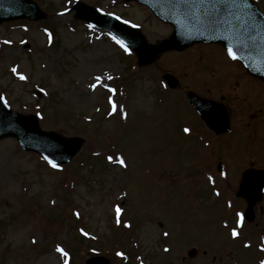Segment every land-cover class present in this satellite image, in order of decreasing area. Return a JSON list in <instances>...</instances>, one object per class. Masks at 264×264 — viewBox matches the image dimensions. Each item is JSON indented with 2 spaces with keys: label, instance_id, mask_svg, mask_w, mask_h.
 <instances>
[{
  "label": "rangeland",
  "instance_id": "374dc122",
  "mask_svg": "<svg viewBox=\"0 0 264 264\" xmlns=\"http://www.w3.org/2000/svg\"><path fill=\"white\" fill-rule=\"evenodd\" d=\"M34 1L45 19L0 24V95L11 110L36 114L42 130L85 141L53 168L14 138L0 139V264H65L57 246L76 255V264H123L113 253L121 246L109 238L130 243L126 216L138 226L132 248L146 264L264 261V200L235 238L219 202L251 162L264 168V83L216 43L165 52L138 67L108 32L73 18L75 0ZM81 1L137 25L150 43L171 32L137 3ZM253 1L264 14V0ZM164 73L177 78L175 88ZM189 90L225 103L229 135L205 128L184 98ZM120 203L125 215L117 212ZM71 207L84 216L91 241L73 230ZM89 242L108 247L88 250ZM191 246L198 254L189 259Z\"/></svg>",
  "mask_w": 264,
  "mask_h": 264
},
{
  "label": "water",
  "instance_id": "95a60500",
  "mask_svg": "<svg viewBox=\"0 0 264 264\" xmlns=\"http://www.w3.org/2000/svg\"><path fill=\"white\" fill-rule=\"evenodd\" d=\"M150 7V9L162 20L170 22L174 29L172 34L160 41L156 45L146 42L142 33L136 28H129L112 17H105L102 13L77 3L78 13L75 17H80L98 27H104L111 30L121 40L134 49L138 56V65L151 63L160 53L176 49L181 50L194 42H217L224 47H232L237 59L242 62L245 68L252 75L264 80V16L260 13L257 6L251 0H240L243 10L240 13L244 21H250L255 25L243 33L232 32L227 26L217 27L209 24L199 8L194 9V15L191 17L185 15L186 6L182 0H138ZM45 15L40 12L35 2L32 0H0V23L6 20L16 18L39 19ZM251 37V38H249ZM166 80L171 87L176 86V80L172 75H165ZM187 99L196 107L206 124L212 128L222 127L217 131H228V118L222 111V107L217 106L210 100H205L188 93ZM6 117L19 120L20 125L5 122L7 125H0V137L4 135H14L18 138L25 149L35 150L39 153H45L46 157H51L48 146L45 143L36 141V134L43 138L47 136L53 144H60L61 151L66 154V161L70 156L80 148L83 139L79 137L64 138L57 134L41 131L34 115L22 116L11 113L2 106ZM264 189V170L247 169L243 172L240 181L239 194L247 200L249 220L253 219V205L262 197ZM195 249L189 251V256L195 255Z\"/></svg>",
  "mask_w": 264,
  "mask_h": 264
},
{
  "label": "snow or ice",
  "instance_id": "6c2138e0",
  "mask_svg": "<svg viewBox=\"0 0 264 264\" xmlns=\"http://www.w3.org/2000/svg\"><path fill=\"white\" fill-rule=\"evenodd\" d=\"M182 3L186 6L185 15L191 17L194 15V9L199 8V10L203 13V16L205 19L209 22V24L216 25L217 27H224L227 26L231 29L232 32H240L243 33L245 31H248L249 28H254L255 25L252 24L250 21H244L241 18L240 13L243 10V6L240 3V0H182ZM89 27H92L91 25ZM251 38V37H249ZM113 40L125 51H129L128 45L125 44L123 40L117 39L116 37H112ZM5 43H8L6 41ZM227 54L228 56L236 60L237 56L235 52L233 51L232 47L229 46L227 48ZM11 71L14 74H17L20 80H25L26 77L23 74H20L17 72V68L13 67ZM111 79V77H109ZM97 82H99L100 77H96ZM96 84H92L90 87L93 89L96 88ZM4 97L0 96V100H3ZM111 103V101H110ZM116 111V106L113 105V112ZM109 115H112V112L109 113ZM126 117V113H125ZM184 132H189L188 128L184 129ZM44 159L48 160V163L53 168H58L59 165L56 164L54 161L48 159V157H44ZM109 160L112 159V157H108ZM121 165H124L125 162L121 159L119 161ZM119 209H117V212L119 213ZM77 215H79L77 213ZM119 223V220L117 221ZM126 227L128 225H125ZM232 236L235 238L238 233L235 229L232 230ZM58 252L62 253L63 255L67 256V253L64 252V250L57 246L56 249ZM167 251V249H165ZM119 255V254H118ZM65 264H67V261H65ZM260 264H264V261H261Z\"/></svg>",
  "mask_w": 264,
  "mask_h": 264
}]
</instances>
